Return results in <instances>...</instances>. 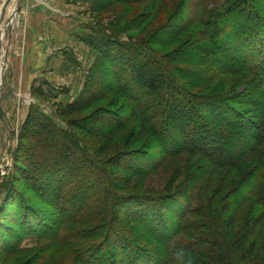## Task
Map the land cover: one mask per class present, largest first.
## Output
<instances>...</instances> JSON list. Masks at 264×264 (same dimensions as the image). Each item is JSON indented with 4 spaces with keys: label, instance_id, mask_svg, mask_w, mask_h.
<instances>
[{
    "label": "rangeland",
    "instance_id": "374dc122",
    "mask_svg": "<svg viewBox=\"0 0 264 264\" xmlns=\"http://www.w3.org/2000/svg\"><path fill=\"white\" fill-rule=\"evenodd\" d=\"M28 1L32 2V0ZM64 1L66 0H62ZM4 3L5 0H0V13ZM23 3H26V0H11L2 17L0 15V206L8 196V185L14 180L16 182L21 176L18 166L24 165L26 158L34 153L36 137L30 134V138L25 139L22 134L25 120L33 112L37 117L39 114L48 116L50 122L48 125L56 129L63 141L66 140L67 143L73 144L76 142L73 139L75 137L80 147L87 151L83 158L88 164H85L84 171L77 173L75 177H81L87 184L90 181L89 184H92V187L98 188L97 195L93 194L85 206L86 210H90V216L95 215L96 218L93 223H88L84 220L86 214L82 215V212H79V215L77 208L72 205L59 202L55 206L56 201L48 203L40 199L35 200L38 209L45 213L44 217L49 224L61 218L59 211L64 208L69 211V217L77 216V214L82 216L81 218L75 216L74 219L71 218L72 223L68 222L53 230L58 231V234L61 233L60 236L64 237L60 241L46 239V237H53L51 232L49 236L48 234L41 235L42 231L26 235L19 253L11 258L0 256V264H37L39 262L42 264H77V253L79 256L85 255L87 247L102 242L99 236L100 231H108V218L104 219L103 213L111 199L105 202L104 195H109L111 198L113 195L137 194L151 198L158 197L162 200V197L168 194L170 197L178 192L177 190L185 184L183 180L186 175L184 174L189 171H198L196 175H201L199 176L201 182L196 190L190 188L184 192L181 208L174 209L173 205L176 204L170 206L172 210L169 211L170 230L177 235L172 243L175 245L174 249L183 256V260L173 264H195L196 260H198L196 264L210 262L206 256L199 255L194 249L200 245L209 253V250L213 249L211 241L219 242L222 239L215 232H219L221 236L226 235L231 249L236 245V248L232 250L234 258L238 259L236 264H264V160H258L256 163L252 160L248 161V154H244L243 158L247 161L242 166L219 168L203 161L201 155L198 154L185 153L178 157L166 158L154 135L157 123L164 117L159 116L161 112L160 94L143 88L138 96V102L130 99L120 90L123 82L115 80L118 77L115 73L120 71L119 68L115 72V67L110 66L107 59L94 51L84 40L86 36L84 34L88 31V36L92 35L98 40L104 36L110 40L128 44L137 51L134 61L143 63L154 64L158 60L165 62L172 59L174 63L171 66L177 71L180 83L187 85L189 80L179 69L195 70L201 67H192L181 61L188 57L186 53L188 47L184 44L188 39L193 38L194 33L196 34L199 29L192 28L179 39L171 38L172 30L177 29L185 20L205 19L211 5L217 11V0H141L132 5L112 4L110 0H67V4L80 9L79 13H74L76 16H69V11L60 10V13L58 8H55V12L65 20L68 18L66 21L72 26L76 24L79 27L78 37L73 39L76 35L73 32L71 38H65L61 42L50 40L51 45L49 46L52 47V51L47 54V61L43 62L44 64L46 62V66L42 72L36 71L37 74L32 80L34 87L31 90L30 84L26 81V70H28L26 67L42 63V61L35 58L39 56L38 50L37 53L32 54V61L26 60L22 63L20 60L23 54L22 33L24 29L18 20H21L20 7ZM90 29L92 30L89 31ZM61 30L64 31V36L69 32V28ZM24 54L27 52L24 51ZM32 67L30 71L33 72ZM21 71L24 74H21ZM211 73L214 74L212 71ZM238 78L237 76L221 83L220 91L224 92L229 89ZM215 85L218 83L206 84L203 90L210 92ZM189 88L193 92L199 90L198 87ZM246 88L247 86L239 84L235 89L236 94L244 93ZM84 93L94 97V104L86 110L66 115L65 111L68 106L83 98ZM143 107L148 109L150 115L148 124L150 129L154 126V133L148 131L140 133V130L144 129L138 115L142 113L141 108ZM109 110L114 113V123H124L122 128L102 129L91 122L89 129L94 131L92 136L86 134L75 124L76 121L85 123L91 114ZM185 128L183 126L177 132L185 135ZM41 136L44 137L42 132L38 137ZM165 136L167 137L168 134L165 133ZM185 139L186 137H183L180 140L183 143ZM41 150L42 147H39L37 151ZM122 155H131L132 160L129 162L131 165L138 164L139 166L151 162L152 169L154 166L158 167L149 175H135L123 172L119 166L108 164L111 161L109 159ZM160 158H165L162 165L157 162ZM88 161L96 165L97 170L90 166ZM131 161L134 163L132 164ZM139 168L143 167L139 166ZM250 168H254L255 177L259 176L258 190L263 200L257 197H246L245 204L239 209L237 220H233V224L228 226L227 223L231 222L228 213H221V217H224L227 223L224 222L225 224L218 228V223L215 224L209 209L220 208L225 200L240 201L241 199L238 200L240 195H229V191L238 184L243 174ZM179 171L183 178L175 182ZM247 182H249L246 185L247 189L253 188L257 183L256 180L250 178H247ZM108 183H112L113 188L105 189L104 186ZM15 185L23 187L22 182L17 181ZM78 186L79 184H75L74 187L78 188ZM206 187H208V198L210 194L215 195L218 192L220 194L213 202L207 198L208 201L200 203L201 199L196 197L202 195L201 191ZM247 193H249L248 190L245 194ZM190 195L194 198L191 203ZM134 197L137 196L134 195ZM86 210L85 212L88 211ZM184 211H187L189 215L185 220H180L175 214L180 213L182 216ZM102 220L106 225L101 224ZM254 221L258 223L255 224ZM120 226L126 231L133 226L135 231H142L134 224L126 225L125 222H120ZM248 229H251L252 236L249 241H246L244 234ZM72 231L79 232L80 240L77 242L69 235ZM91 231H99L98 236L96 234L92 238L93 232ZM197 236L202 242H196L194 238ZM141 242L151 249H158V245L153 243V240ZM43 255L48 257L45 262L39 261Z\"/></svg>",
    "mask_w": 264,
    "mask_h": 264
},
{
    "label": "trees",
    "instance_id": "16d2710c",
    "mask_svg": "<svg viewBox=\"0 0 264 264\" xmlns=\"http://www.w3.org/2000/svg\"><path fill=\"white\" fill-rule=\"evenodd\" d=\"M110 1L112 4L123 5L141 2V0ZM216 6L217 11L213 5L209 7L205 19L185 20L177 29L172 30L171 38L179 39L190 29H199L193 35L195 39H188L184 44L188 47L186 49L188 57L181 61L192 67H201L195 70L179 69L182 70L183 76L188 78L187 85L180 83L177 71L171 66L174 63L172 59L165 62L158 60L154 64L143 63L134 61L137 51L128 44L104 36L98 40L90 35L92 37L86 36L84 40L94 51L104 56L110 66L115 67V72L119 68L120 71L115 73L118 76L115 80L123 82L120 90L130 99L138 102V96L143 88L160 94L159 116L164 117L157 123L155 133L154 126L149 128L148 109L141 108L143 110L138 118L141 119V126L144 129H141L140 133L143 131L154 133L166 158L190 153L201 155L203 161L219 168L238 167L247 160L255 163L264 160V0H217ZM211 30L212 34H210ZM154 72L157 74H153ZM237 76L239 78L235 84L224 92L220 91L221 83ZM211 82H216L218 85H215L210 92H205L204 86ZM239 84L247 88L244 93L236 94L235 89ZM191 86L198 87V92H193L189 88ZM88 94L84 93L83 98L70 104L65 114L71 115L90 108L95 99ZM114 118L113 111H100L91 114L85 123L76 121L75 124L86 134L93 136V129H89L91 122L102 129L122 128L124 123H114ZM48 122V116L39 114L37 117L33 112L25 120L22 134L25 139H29L31 134L32 137H36L37 142L34 153L26 158L24 165L18 166L21 176L16 182H22L23 187L15 185V180L10 183L8 196L0 206V256L9 258L16 256L28 234L42 231L40 234H48L47 236L51 232L53 237H46L51 241H60L64 238L60 236L61 233L58 234V231L53 230L68 222L72 223L71 220L76 215L69 217V211L64 208L59 211L62 219H55L49 224L44 217L45 213L38 209L35 200L40 199L48 203L56 201L55 206L59 202L72 205L77 208L78 214L79 212H82V215L86 214L85 222L95 221V215L90 216V210L87 211L85 206L93 194L97 195L98 188L92 187L90 181L87 184L81 177H75L77 173L83 172L84 165L88 164L83 158L87 151L80 147L75 137L73 139L76 142L73 144L63 141L62 136L59 137L56 129L50 127ZM183 126L186 127V134L180 135L177 131ZM41 132L44 137H38ZM165 133L168 134L167 137ZM183 137L186 139L182 143L180 139ZM39 147H42L41 151H37ZM244 154H248L247 160L243 158ZM130 156H116L114 159H109L111 161L108 164L119 166L123 172L135 175H149L158 167L154 166L152 169L150 162L139 165L143 167L140 169L138 164L135 166L129 163L132 160ZM164 161L165 158H160L157 162L162 165ZM88 162L97 170L96 165ZM253 169L250 168L243 174L244 178L241 177L242 180L240 179L235 188L229 191V195H240L238 199H241L240 201L225 200L220 208L209 209L215 224L218 223V228L226 222V219L221 217V213H228L231 220L230 223L226 222L228 226L233 224V220H237L239 209L245 204L246 197L263 200L258 190L259 176L255 177ZM197 172L183 173L186 176L183 180L185 184L180 187L181 190H177L178 192L173 196L168 197V194L162 197V200L158 197L151 198L137 194L113 195L111 198L103 194L105 202L111 199L103 213V218H108V231H100L102 242L87 247L85 255L79 256L77 253V264H173L183 260V256L174 249L175 245L172 243L177 235L170 230L169 211L172 204H176L173 205L176 210L181 208L184 192L190 188L197 189V185L201 182L199 178L201 175L197 176ZM182 178L183 175L179 171L175 182ZM247 178L257 181L251 189L246 188L249 183ZM74 179L75 181H72ZM75 184H79L78 188L74 187ZM104 187L109 189L113 188V185L108 183ZM207 188L201 191L202 195L196 197L201 199L200 203L208 199L213 202L220 194L219 192L215 195L210 194L208 198ZM247 190L249 193L245 194ZM190 196L191 203L194 198ZM78 214L77 216L80 215ZM175 215H178L180 220H185L189 213L184 211L182 216L180 213ZM101 222L106 225L103 220ZM120 222H125L126 225L134 224L142 231H135L134 226L126 231L120 226ZM251 229L244 234V240H250ZM91 232H93L92 238L96 234L98 236L99 231ZM215 234L222 239L219 242L211 241L213 249L209 250V253L200 245L196 246L194 251L206 256L210 261L207 264H236L238 259L232 254L236 245L231 249L226 235L221 236L219 232ZM69 235L76 242L80 240L77 231H72ZM194 239L196 242L201 241L198 236ZM146 240H153V243L158 245V249L154 250L143 245L141 241ZM47 258L43 255L39 261L45 262Z\"/></svg>",
    "mask_w": 264,
    "mask_h": 264
},
{
    "label": "crops",
    "instance_id": "0c3cea01",
    "mask_svg": "<svg viewBox=\"0 0 264 264\" xmlns=\"http://www.w3.org/2000/svg\"><path fill=\"white\" fill-rule=\"evenodd\" d=\"M55 8H58L59 12L60 10L69 11V16L75 15L74 13L78 14V10H80L77 9L76 6L67 4V0L64 2H62V0H32L31 3L26 0V3H23V5L21 4L20 7L21 11L19 17L21 20H18V22L22 23L24 29L22 33L23 54L21 55L20 60L22 63L26 60L32 61V54L39 51V56H35V58L42 61V63L39 62L26 67L28 69L26 70V81L30 84V90L34 87L32 80L37 74L36 71L42 72L43 68L46 66V62L45 64L43 62L45 60L47 61L48 58L46 56L52 51V47L49 46L51 45L50 40H58V42H61V40L65 38H71L73 32L76 34L73 39H77L79 34V27H77L76 24L73 25V27L71 23L66 21L68 18L65 20L63 17L56 15ZM16 24L17 23H15V25ZM48 28H50V30H48ZM64 28H69V32L66 36H64V31L61 30ZM91 30L92 29L89 31ZM87 32L84 35L88 36L89 32ZM24 51H26L28 55L24 54ZM35 65H37V68ZM31 67L34 69V73L30 71ZM21 74H24V72L21 71Z\"/></svg>",
    "mask_w": 264,
    "mask_h": 264
},
{
    "label": "water",
    "instance_id": "95a60500",
    "mask_svg": "<svg viewBox=\"0 0 264 264\" xmlns=\"http://www.w3.org/2000/svg\"><path fill=\"white\" fill-rule=\"evenodd\" d=\"M10 1H11V0H5V3L3 4L2 8H1V13H0L1 17H2V14H3L4 10L6 9V7L8 6V3H9ZM1 17H0V18H1Z\"/></svg>",
    "mask_w": 264,
    "mask_h": 264
}]
</instances>
